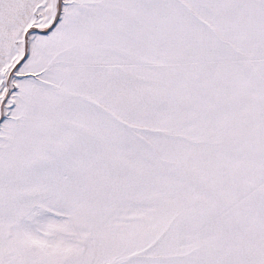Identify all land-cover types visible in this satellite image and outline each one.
Returning <instances> with one entry per match:
<instances>
[{
    "label": "snow or ice",
    "instance_id": "snow-or-ice-1",
    "mask_svg": "<svg viewBox=\"0 0 264 264\" xmlns=\"http://www.w3.org/2000/svg\"><path fill=\"white\" fill-rule=\"evenodd\" d=\"M0 264H264V0H0Z\"/></svg>",
    "mask_w": 264,
    "mask_h": 264
}]
</instances>
